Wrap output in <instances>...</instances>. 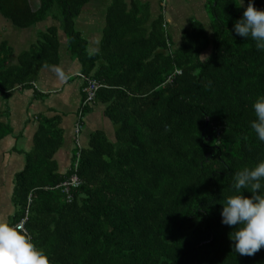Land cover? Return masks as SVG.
Returning <instances> with one entry per match:
<instances>
[{
    "label": "trees",
    "instance_id": "obj_1",
    "mask_svg": "<svg viewBox=\"0 0 264 264\" xmlns=\"http://www.w3.org/2000/svg\"><path fill=\"white\" fill-rule=\"evenodd\" d=\"M89 1L40 0L33 8L0 0L16 26L62 21L42 30L18 64L8 65L12 47L0 43V89L31 87L41 68L58 65L62 29L81 72L101 83L94 101L82 91L81 119L101 102L114 131L91 132L64 171L56 157L62 115H40L15 174L9 223L28 210L26 229L52 264H264V247L253 256L233 251L229 234L238 226L221 215L227 197L240 194L235 174L264 162V141L251 128L253 103L264 96V50L234 31L249 0H207L212 33L194 20L178 47L162 14L149 21L146 5L113 0L93 53L76 28ZM254 3L264 10V0ZM11 131L0 122V140ZM73 176L77 183L63 189Z\"/></svg>",
    "mask_w": 264,
    "mask_h": 264
},
{
    "label": "crops",
    "instance_id": "obj_2",
    "mask_svg": "<svg viewBox=\"0 0 264 264\" xmlns=\"http://www.w3.org/2000/svg\"><path fill=\"white\" fill-rule=\"evenodd\" d=\"M112 1L90 0L84 5L78 16L87 30L79 29L77 22L76 28L86 38L87 47L91 53L101 49V41L107 23V11ZM132 1L127 0L129 7L132 5ZM136 1L148 7L149 21L154 20L160 14L163 15L173 47H178L181 44L183 32L191 28L194 20L201 21L204 26V21H208L210 24L211 18L208 19L210 16L207 11V0ZM32 3V7L37 8L40 5V0H32ZM185 21L188 24L185 25L181 34L177 33V28L181 27ZM31 32H33L32 27L16 26L0 13V43L7 42L13 50L8 65L18 64L21 52L38 42L39 34L32 38ZM60 34L63 39L60 38L61 61L58 65L41 68L31 87L21 88L16 85L13 91L8 94L0 89V122L8 123L12 129L0 140V222L9 223L14 214L12 193L15 174L25 166L24 151H29L33 146L40 115H62L60 126L64 130V144L58 150L56 157L60 163V168L64 171H67L71 166L75 145L81 148L87 147L91 132L104 129L111 136L114 133L113 124L105 115V105L101 102L96 103L93 109L84 114L81 119L83 81L76 85L70 83L73 73L81 72V63L69 51L67 35L62 29H60ZM62 44H64L65 50H62ZM210 52L211 48L204 52L205 56H208ZM80 121H84V123L80 131L76 132L77 124Z\"/></svg>",
    "mask_w": 264,
    "mask_h": 264
},
{
    "label": "clouds",
    "instance_id": "obj_3",
    "mask_svg": "<svg viewBox=\"0 0 264 264\" xmlns=\"http://www.w3.org/2000/svg\"><path fill=\"white\" fill-rule=\"evenodd\" d=\"M234 31L255 41L258 50H264V10L258 9L254 0H249L243 17L235 23ZM253 109L256 119L251 122V128L264 141V96L255 100ZM262 181L264 162L254 168H243L235 174L232 184V188L240 194L228 196L223 204L222 223L230 227L238 226L229 235L235 242L233 251L242 256H253L264 247ZM245 189L252 193L251 197L243 195L241 190ZM0 264H52V261L42 248L37 247L22 223L0 222Z\"/></svg>",
    "mask_w": 264,
    "mask_h": 264
},
{
    "label": "rangeland",
    "instance_id": "obj_4",
    "mask_svg": "<svg viewBox=\"0 0 264 264\" xmlns=\"http://www.w3.org/2000/svg\"><path fill=\"white\" fill-rule=\"evenodd\" d=\"M164 4L166 5V2H164ZM196 18H197V17H196ZM208 19H210V17H208ZM76 22H77V27H78L79 29L87 30V27H86L85 25H83V23H82L80 17L76 18ZM186 22H187V21H185L181 27L177 28V33H180V34H181L182 30L185 28V25L188 24V23H186ZM37 23H38V22H36L33 26H30V27H32V29H33V32H31V34H30V36H31L32 38H35V36H36V35L38 36V34H39V37H40V32H41L42 30H44V28L50 26L51 24H55V25H58L59 27H62V21H61V19H60V20H56V19H54V18H52V17H48V18H46V19L43 20V21H39L38 24H37ZM185 23H186V24H185ZM204 23H205V28H207V30H208L209 32H212L211 19H210V24H208V21H204ZM191 26H192V25H191ZM179 36H180V35H179ZM60 38L63 39V37L61 36V34H60ZM62 50H65V46H64V44H62ZM207 53H208V52H207ZM207 53H206V54H207ZM203 55L205 56V53H204ZM81 81H82V78H80L79 76H77V73H76V74L73 73V75L71 76V79H70V83H71L72 85H76L78 82L81 83Z\"/></svg>",
    "mask_w": 264,
    "mask_h": 264
},
{
    "label": "built area",
    "instance_id": "obj_5",
    "mask_svg": "<svg viewBox=\"0 0 264 264\" xmlns=\"http://www.w3.org/2000/svg\"><path fill=\"white\" fill-rule=\"evenodd\" d=\"M77 76L82 78V81H83L82 91L86 94V100L87 101H92V100L94 101V99L96 97V93H97L98 89L101 87V83L98 82V80H96L95 78L88 76L82 72H78ZM82 125L80 123L77 124L76 132L80 131V128L82 127ZM77 135H78V133H77ZM77 181H78V178L76 176H73L71 180H67L63 184H61V187L63 189H68L71 184H73V183L76 184ZM27 220H28V210H27L25 216L20 221H18L16 224L22 223L24 225V227L26 228L25 225H26Z\"/></svg>",
    "mask_w": 264,
    "mask_h": 264
},
{
    "label": "water",
    "instance_id": "obj_6",
    "mask_svg": "<svg viewBox=\"0 0 264 264\" xmlns=\"http://www.w3.org/2000/svg\"><path fill=\"white\" fill-rule=\"evenodd\" d=\"M30 5H31V6L33 5L32 0H30Z\"/></svg>",
    "mask_w": 264,
    "mask_h": 264
},
{
    "label": "flooded vegetation",
    "instance_id": "obj_7",
    "mask_svg": "<svg viewBox=\"0 0 264 264\" xmlns=\"http://www.w3.org/2000/svg\"><path fill=\"white\" fill-rule=\"evenodd\" d=\"M29 3H30V0H29Z\"/></svg>",
    "mask_w": 264,
    "mask_h": 264
},
{
    "label": "bare ground",
    "instance_id": "obj_8",
    "mask_svg": "<svg viewBox=\"0 0 264 264\" xmlns=\"http://www.w3.org/2000/svg\"><path fill=\"white\" fill-rule=\"evenodd\" d=\"M79 117V116H78ZM78 119V118H77Z\"/></svg>",
    "mask_w": 264,
    "mask_h": 264
}]
</instances>
